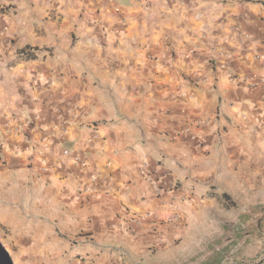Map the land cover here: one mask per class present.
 Segmentation results:
<instances>
[{
    "label": "crops",
    "instance_id": "obj_1",
    "mask_svg": "<svg viewBox=\"0 0 264 264\" xmlns=\"http://www.w3.org/2000/svg\"><path fill=\"white\" fill-rule=\"evenodd\" d=\"M243 157L264 160V0H0V224L19 241L128 261Z\"/></svg>",
    "mask_w": 264,
    "mask_h": 264
},
{
    "label": "rangeland",
    "instance_id": "obj_2",
    "mask_svg": "<svg viewBox=\"0 0 264 264\" xmlns=\"http://www.w3.org/2000/svg\"><path fill=\"white\" fill-rule=\"evenodd\" d=\"M230 132L223 126L222 134L208 146L213 151L208 154L213 157L211 162L218 152L224 155ZM247 159H220L226 169L212 182L219 187L205 190L204 184H194L192 188L200 195L197 205L168 206L171 211L163 222H174L175 228L150 234L139 249H129L128 261L117 264H264V160ZM170 183L174 190L181 188L177 179ZM181 193V202H193L191 192ZM8 229L0 224V264L93 263L88 256L66 251L65 238L19 241Z\"/></svg>",
    "mask_w": 264,
    "mask_h": 264
}]
</instances>
